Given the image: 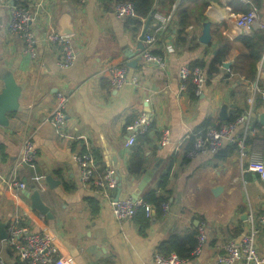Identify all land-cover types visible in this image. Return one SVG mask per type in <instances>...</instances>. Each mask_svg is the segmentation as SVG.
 Instances as JSON below:
<instances>
[{
  "label": "crops",
  "instance_id": "1",
  "mask_svg": "<svg viewBox=\"0 0 264 264\" xmlns=\"http://www.w3.org/2000/svg\"><path fill=\"white\" fill-rule=\"evenodd\" d=\"M16 2L34 11L42 6L32 25L38 41L36 59L26 54L21 39L6 30L9 7ZM114 7L102 0L83 4L78 0H0L4 23L0 95L8 83L19 93L18 110L8 112V124L0 125V227L7 232L12 220L27 216L36 232L52 239L58 257L68 264H156L154 256L162 252V246L172 239L188 243L205 226L207 245L200 257L187 264H218L225 243L249 228L250 213L264 214V180L243 170L236 146L225 144L216 155L194 159L185 153L197 135L251 112L246 145L264 155V50L253 66L250 51L240 40L250 37L264 47V0H177L170 12L164 0H156V14L173 18L159 33V22L151 19L148 32L156 34L158 41L143 45L166 59L164 70L144 63V51L137 67H129L125 53L137 50L147 22L138 31L119 19ZM252 8L260 29L251 26L242 35L236 19ZM180 14L188 23L183 30ZM64 16L74 28L78 49L76 63L66 70L58 66L59 48L44 42L51 30L60 31ZM208 23L211 41L203 44ZM217 55L222 63L208 75L201 96L189 92L190 84L181 90L182 67L199 63L207 70ZM121 65L128 66L129 77H137L138 83L115 90L106 71ZM58 91L69 97L62 133L51 122ZM142 113L150 116L152 125L130 145L127 129ZM165 129L171 131V144L162 147ZM243 133V127L236 130L239 137ZM27 138L34 143L37 158L21 164ZM83 155L93 159L98 181L109 170L118 174L124 183L120 199H132L139 182L151 172L138 201L154 193L169 204V213L156 209L148 219L139 210L130 221H116L110 206L114 192L83 183L75 160ZM132 164L139 166L132 171ZM20 184L26 189H19ZM33 188L49 208L48 214L34 209L26 196ZM7 238L0 234V263L22 264ZM256 246L264 258V227H258Z\"/></svg>",
  "mask_w": 264,
  "mask_h": 264
},
{
  "label": "built area",
  "instance_id": "2",
  "mask_svg": "<svg viewBox=\"0 0 264 264\" xmlns=\"http://www.w3.org/2000/svg\"><path fill=\"white\" fill-rule=\"evenodd\" d=\"M82 4L87 0H78ZM249 4V2H246ZM42 6L37 10H31L26 7L10 6L9 20L6 30L12 37L21 39L27 55L31 59L37 58L38 41L33 34L32 25L37 21ZM114 11L119 19H129L134 15V5L129 2H121L115 5ZM172 15L162 16L154 15V19L159 22L156 33L163 31L171 23ZM257 19V11L252 8L248 13L239 15L236 19V26L240 34L246 33ZM3 20L0 17V40L3 32ZM158 41L156 34L147 32L145 45L151 46ZM44 42L50 47H57L61 52V60L58 66L63 69H70L76 63L78 58V49L73 36H61L59 32L51 30L44 38ZM142 60L148 65L164 70L167 66L166 59L162 56L153 54L149 49L142 53ZM110 85L115 90L122 89L126 84L132 82L138 83L137 77H129V68L127 65L113 66L107 69ZM208 78L204 69L201 67L191 68L184 66L180 70L181 90H186L189 81L194 86L196 97L202 95ZM264 96V93H263ZM69 103L68 95L63 91L56 93L55 109L51 115V122L62 133L66 127L67 107ZM251 124V112L241 115L236 119L222 123L216 127L209 128L206 134L197 135L191 148L186 151L185 156L188 159H194L200 155H216L225 144L236 146L240 160L245 164L243 170L253 172L264 180V155L257 149L249 148L246 145L249 127ZM152 125V119L149 115L142 113L138 116L135 124L128 127L130 135L129 144L133 145L135 138L139 133H148ZM239 127L244 128L242 136L236 135ZM171 144V131L163 130L160 137V145L166 147ZM37 158L36 148L30 138L24 142L20 163H33ZM79 165L83 183L92 185L94 188L102 186L108 191H114L119 184V176L113 171L106 172L102 181L95 177V167L93 159L89 155L75 156ZM19 189H26L25 184H20ZM111 211L114 219L118 222L132 220L139 210H144L148 219H152L156 209H160L162 214H168L170 207L167 202L161 203L155 207L143 201H134L133 199L111 198ZM27 215V214H26ZM249 228L238 238L231 239L223 246L224 254L217 259L218 264H236L243 260L244 264H264L256 246L258 227H264V214L256 216L250 213L248 217ZM7 243L9 247L18 255L22 264H68L64 259L58 257V250L52 239L40 232H36L29 222L27 216L18 217L12 220L7 229ZM208 237L205 226L198 228L197 245L192 253L193 258L200 257L207 245ZM156 264H187L189 260L179 258L175 253L163 255L157 253L154 256ZM2 264V263H0Z\"/></svg>",
  "mask_w": 264,
  "mask_h": 264
},
{
  "label": "trees",
  "instance_id": "3",
  "mask_svg": "<svg viewBox=\"0 0 264 264\" xmlns=\"http://www.w3.org/2000/svg\"><path fill=\"white\" fill-rule=\"evenodd\" d=\"M104 3H113L114 5L121 3V2H129L134 5V15L133 17L126 19L127 25L128 26H134L135 29L138 31L145 25V23L154 18V15L156 14L154 7L156 0H102ZM177 0H164V5L169 8V12L172 10V7L175 5ZM14 6L18 7H26L29 8L28 6L24 5L23 3H15L13 4ZM207 7V5L205 6ZM249 10H247L245 13H248ZM182 19V23L180 24L181 29H185L188 27V23L185 24L183 23V20L185 17H183V14H180L179 16ZM181 33V31H180ZM241 42L249 49L250 51V57L253 59V66H256L257 62L262 58V53L264 50L263 44L261 41H255L251 39L250 37H242L240 38ZM222 63L221 61V55H217L212 64L210 65L207 70L205 69L206 66H203L201 64H195L192 65L191 68L195 67H201L202 69L206 70L207 78L208 75H212L213 73H216L218 71V66H220ZM189 85V92L194 95V86L191 84V81L187 83ZM242 114L238 115L241 116ZM237 118V117H236ZM234 118V119H236ZM233 119V120H234ZM137 166L136 164H132L131 170L134 171ZM165 183V180H164ZM160 186H163L162 184ZM145 203L148 204H153L156 207L159 206L161 203L165 202L163 199H158L155 197L154 193H151L148 197L144 199ZM143 211V210H142ZM198 232V231H197ZM197 245V234L195 237L190 239L188 243H183L177 239H172L170 242L162 246V252H159V254L163 255H169L172 253H175L179 258L184 259V260H192L193 256L192 253L195 250Z\"/></svg>",
  "mask_w": 264,
  "mask_h": 264
},
{
  "label": "water",
  "instance_id": "4",
  "mask_svg": "<svg viewBox=\"0 0 264 264\" xmlns=\"http://www.w3.org/2000/svg\"><path fill=\"white\" fill-rule=\"evenodd\" d=\"M150 21L151 19L147 21L141 33L140 42L138 44L137 50L135 52L129 51L125 53V56L129 60L128 65L130 68L135 69L137 67V64L141 61L139 54L141 53V51H144L145 49V46L143 44L146 41V34L150 26ZM60 27L61 29L59 31V34L61 36H72L75 32L73 26L69 23V20L66 16H64L60 21ZM210 28L211 25L209 23L206 24L203 32V36L201 38V42L203 44H209L211 41ZM252 28L254 30L260 29L258 22H254L252 24ZM223 67L229 69L230 64H224ZM18 97H19V93L17 88L14 86L13 83H8L6 85L5 91L3 92L2 95H0V125L6 126L8 124L6 118V114L8 112L18 110ZM222 119L227 120V117L223 116ZM261 123L264 125V115L261 116ZM151 175H152L151 172L146 173V175L139 182L136 190L131 194V197L134 201H137L139 199L141 193L144 191L147 184L149 183ZM123 184L124 183L122 181H119L117 188L113 191L116 200H119L121 197ZM26 196H28L31 199L32 206L34 209L38 210L42 214H48L49 208L42 203L40 195L38 194L35 188L32 189L31 193H26ZM0 234L3 239H6L8 236L6 229L2 225L0 227Z\"/></svg>",
  "mask_w": 264,
  "mask_h": 264
}]
</instances>
